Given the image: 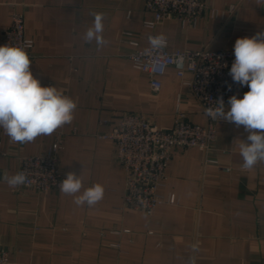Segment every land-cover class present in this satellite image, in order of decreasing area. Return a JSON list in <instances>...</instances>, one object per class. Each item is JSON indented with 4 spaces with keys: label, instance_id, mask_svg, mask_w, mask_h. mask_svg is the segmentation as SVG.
<instances>
[{
    "label": "crops",
    "instance_id": "0c3cea01",
    "mask_svg": "<svg viewBox=\"0 0 264 264\" xmlns=\"http://www.w3.org/2000/svg\"><path fill=\"white\" fill-rule=\"evenodd\" d=\"M204 1L222 16L203 13L193 28L175 19L157 24L155 32L169 51H234L238 38L264 32V0ZM144 3L0 0V46L11 12L21 11L25 36L33 41L34 77L77 104L71 123L30 143L11 142L0 128V247L9 251L8 264H264V162L251 170L241 167L239 139L247 142L248 135L243 126L222 121L206 156L195 147L172 150L158 192L173 194L174 204H160L150 215L122 206L124 173L113 142L100 135L125 112L141 114L160 129L171 128L176 110L192 124L206 121L172 67L159 77V89L152 90L148 75L127 59L131 48L119 41L121 31L147 44L142 22L151 13ZM93 13L104 16L106 43L101 46L83 39ZM248 90L245 86L234 95L242 98ZM54 142L61 145V181L68 172L81 174L83 187L76 195L100 184L101 200L77 205L60 186L40 193L3 180L5 173H17L20 156L45 153Z\"/></svg>",
    "mask_w": 264,
    "mask_h": 264
},
{
    "label": "built area",
    "instance_id": "2783aa9c",
    "mask_svg": "<svg viewBox=\"0 0 264 264\" xmlns=\"http://www.w3.org/2000/svg\"><path fill=\"white\" fill-rule=\"evenodd\" d=\"M144 7L151 13V17L142 22L147 30V44L140 45L129 30H123L119 35V41L131 48L126 53L127 59L134 69L148 75L152 90L159 89V77L168 67H172L181 85L189 88L206 117L203 125L192 124L183 113L176 110L171 128L160 129L141 114L125 112L108 133L100 135L113 142L115 161L124 173L122 206L150 215L158 205L176 202L173 194L164 197L158 192L166 178L172 150L195 147L206 156L222 121L210 119L205 109L214 108L215 101L220 97H223L228 107L229 98L245 86L234 83L229 75L235 59L232 50L202 47L197 50L169 51L166 41L157 48L150 43V37L158 36L155 28L163 20L175 19L182 27L193 28L203 13L215 18L222 16V12L208 8L204 0H145ZM234 10V5L228 7L229 12ZM1 42L3 45L24 46L29 58L33 56V41L25 36L21 11L11 12L10 24L2 32ZM60 148L61 145L54 142L45 153L20 156L17 173L24 172L27 179L19 188L40 193L57 189L61 182L58 160ZM1 155L3 152L0 147ZM205 161L216 163L214 159L206 157ZM222 170L228 171L229 167H222ZM9 256V251L0 247V261L8 264Z\"/></svg>",
    "mask_w": 264,
    "mask_h": 264
},
{
    "label": "clouds",
    "instance_id": "9594fccd",
    "mask_svg": "<svg viewBox=\"0 0 264 264\" xmlns=\"http://www.w3.org/2000/svg\"><path fill=\"white\" fill-rule=\"evenodd\" d=\"M94 21L83 39L104 45L102 13H93ZM154 48L162 47L165 38L150 37ZM30 46V42L28 43ZM234 62L229 75L234 83L247 86L242 98L232 95L225 106L223 97L215 101L214 108L205 109L210 119L243 126L247 142L240 140L239 154L245 170L264 162V32L252 37L238 38L234 44ZM31 61L26 47L5 44L0 46V128L11 142L26 144L42 135H51L58 128L71 123L76 102L57 90L55 86H42L30 70ZM26 175L18 172L3 180L12 188L25 184ZM62 193L75 196L77 205H94L102 199L104 189L95 184L80 193L83 183L81 174L68 172L59 182ZM0 264H4L0 261Z\"/></svg>",
    "mask_w": 264,
    "mask_h": 264
}]
</instances>
